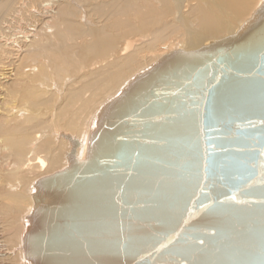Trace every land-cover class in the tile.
Listing matches in <instances>:
<instances>
[{"label":"water","instance_id":"95a60500","mask_svg":"<svg viewBox=\"0 0 264 264\" xmlns=\"http://www.w3.org/2000/svg\"><path fill=\"white\" fill-rule=\"evenodd\" d=\"M69 143L32 186L26 264H264V3L125 83L84 161Z\"/></svg>","mask_w":264,"mask_h":264},{"label":"bare ground","instance_id":"6f19581e","mask_svg":"<svg viewBox=\"0 0 264 264\" xmlns=\"http://www.w3.org/2000/svg\"><path fill=\"white\" fill-rule=\"evenodd\" d=\"M263 3L0 0V264H26L32 186L66 168L69 138L84 161L95 115L125 83L235 35Z\"/></svg>","mask_w":264,"mask_h":264},{"label":"rangeland","instance_id":"374dc122","mask_svg":"<svg viewBox=\"0 0 264 264\" xmlns=\"http://www.w3.org/2000/svg\"><path fill=\"white\" fill-rule=\"evenodd\" d=\"M165 48V47H164ZM163 47H161L160 49L162 50V49H164Z\"/></svg>","mask_w":264,"mask_h":264}]
</instances>
